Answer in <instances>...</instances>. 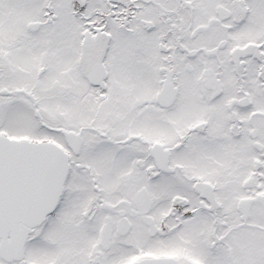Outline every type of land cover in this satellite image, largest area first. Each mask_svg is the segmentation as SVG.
Returning a JSON list of instances; mask_svg holds the SVG:
<instances>
[{
    "label": "snow or ice",
    "instance_id": "snow-or-ice-1",
    "mask_svg": "<svg viewBox=\"0 0 264 264\" xmlns=\"http://www.w3.org/2000/svg\"><path fill=\"white\" fill-rule=\"evenodd\" d=\"M0 264H264V0H0Z\"/></svg>",
    "mask_w": 264,
    "mask_h": 264
}]
</instances>
